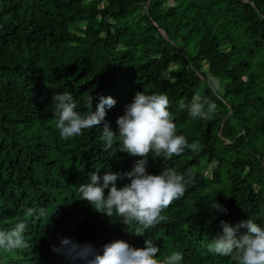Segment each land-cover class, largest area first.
<instances>
[{"label": "trees", "instance_id": "trees-1", "mask_svg": "<svg viewBox=\"0 0 264 264\" xmlns=\"http://www.w3.org/2000/svg\"><path fill=\"white\" fill-rule=\"evenodd\" d=\"M138 91L166 93L177 134L200 145L149 158V174L174 168L190 172L191 183L143 236L77 190L93 172L131 171L137 158L119 152L118 137L103 150V123L62 139L53 102L69 92L83 113L89 96L93 110L111 96L117 103L104 123L118 135L117 119ZM197 92L217 104L210 119L178 110ZM41 207L45 216H25ZM249 218L264 226V0H0V229L29 225V247L0 250V264H73L52 251L61 238L98 251L117 239L136 248L151 239L160 257L180 251L183 264H233L208 245L221 221L235 227Z\"/></svg>", "mask_w": 264, "mask_h": 264}, {"label": "clouds", "instance_id": "clouds-1", "mask_svg": "<svg viewBox=\"0 0 264 264\" xmlns=\"http://www.w3.org/2000/svg\"><path fill=\"white\" fill-rule=\"evenodd\" d=\"M210 87L217 89L215 81ZM94 97L89 96L86 112L78 110L76 100L69 92L53 97L55 106V126L64 140L82 136L85 130L94 129L104 124L101 139L104 149L113 147L118 137L119 152L137 158L131 171L123 173L107 172L101 177L99 171L90 174V183L77 188L80 200L87 202L92 208L109 218L118 216L130 233L136 225L133 235L143 236V232L156 227L167 220L164 214L177 200L184 197L191 183V173H178L174 168H164L157 175L146 171L149 158L171 160L181 156L185 149L192 152L200 149L199 142L189 144L183 134H177V125L170 111L171 102L166 93L146 94L138 91L133 102L125 106L124 115L117 119L118 135L104 123L106 109L115 107L117 101L111 96L99 97V102L93 110ZM187 110L192 119H210L217 109V104L201 97L197 92L190 104L183 100L179 102L178 110ZM186 176L189 177L186 179ZM127 179L130 183L122 187L117 181ZM103 181L102 186L100 181ZM105 189H109L107 196ZM214 210L226 212L220 204ZM43 217L46 209L29 208L26 217ZM222 234L218 235L208 245V250L222 257H229L233 264H264V226L253 219L241 221L235 227L226 221H221ZM27 220H18L11 228L0 229V250L13 253L16 250L27 249ZM241 228L247 229L239 235ZM52 251L63 255L75 264H183L184 254L180 251L171 252L166 257H160V248L151 239H145V245L136 248L122 239H117L103 245L97 250L91 243H81L70 238H61L60 247L53 246Z\"/></svg>", "mask_w": 264, "mask_h": 264}, {"label": "rangeland", "instance_id": "rangeland-1", "mask_svg": "<svg viewBox=\"0 0 264 264\" xmlns=\"http://www.w3.org/2000/svg\"><path fill=\"white\" fill-rule=\"evenodd\" d=\"M207 176L209 175L208 173H205Z\"/></svg>", "mask_w": 264, "mask_h": 264}]
</instances>
